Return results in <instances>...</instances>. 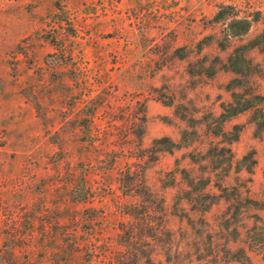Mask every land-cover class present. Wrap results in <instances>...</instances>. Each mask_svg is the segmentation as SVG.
Listing matches in <instances>:
<instances>
[{"label": "rangeland", "instance_id": "rangeland-1", "mask_svg": "<svg viewBox=\"0 0 264 264\" xmlns=\"http://www.w3.org/2000/svg\"><path fill=\"white\" fill-rule=\"evenodd\" d=\"M263 31L264 0H0V264H264Z\"/></svg>", "mask_w": 264, "mask_h": 264}, {"label": "trees", "instance_id": "trees-1", "mask_svg": "<svg viewBox=\"0 0 264 264\" xmlns=\"http://www.w3.org/2000/svg\"><path fill=\"white\" fill-rule=\"evenodd\" d=\"M262 35H264V31H263V34H261V36ZM254 96L258 97L259 99L262 98V96H259V95H254ZM232 97H233V99H235L236 93H232ZM237 102H239V101H237ZM250 107H251V105L249 103L243 104L240 106H236V105H234V102H229L225 106L224 105L222 106L223 112L220 114V118L224 122L226 120V118H229V117L236 115V114H238L244 110H247ZM260 113L263 114V112L261 110H260ZM257 127L259 129L264 128V119L262 121L257 122ZM239 129L240 128L238 125H234L233 130H232L233 132L235 131L234 133L231 131H224L223 129H218L214 132V134L215 135H221L222 137L226 138L227 140L233 141V140L237 139ZM160 140L163 142H168L170 148L175 147V145H176L168 137H162ZM227 151L230 152V149H227ZM145 195H146V198L144 200L143 206L140 209V211L136 212V215H133L132 223L130 224L131 226H129L126 229H123V233H124V236L126 239H124L122 241L121 246H124L127 249V251L129 250V246L132 245L131 240L133 238V237H131V235L134 231V228L137 225H139L140 229L143 228L145 230V236L147 237L144 241L140 240V242H141L140 245L142 247H143V245L146 246V249L145 250L143 249V252H144L143 255L147 260H150L151 254H152L151 250H150V248H151L150 239H152L151 236H153V237L155 236L153 234V231H152L153 221L151 219V214L155 210L153 209L154 200H153L152 195L148 191H145ZM158 208H159V212H161V215H160L161 218L159 219L158 227L160 228V231H167V228L165 225V223H166V221H165L166 210L162 204H158ZM147 230L149 232V235H147V233H146ZM157 232H156V234H157ZM123 242H124V244H123ZM136 256L137 255H135V253H133L132 259L135 260ZM263 260H264V256H263ZM133 264H135V262H133Z\"/></svg>", "mask_w": 264, "mask_h": 264}]
</instances>
